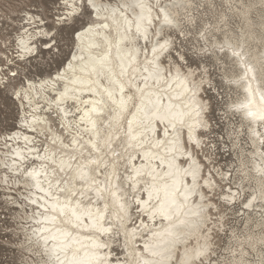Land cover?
Masks as SVG:
<instances>
[{
  "label": "bare ground",
  "instance_id": "1",
  "mask_svg": "<svg viewBox=\"0 0 264 264\" xmlns=\"http://www.w3.org/2000/svg\"><path fill=\"white\" fill-rule=\"evenodd\" d=\"M140 2L141 0H127V3H125V0H97L99 12L93 18L107 23L108 27L98 26L92 34L78 39V48L82 51H76V54L83 56L84 60L73 61V67L67 70L65 64L59 70V75L63 76L62 80L57 79V72L52 77L46 75L43 78L36 79V89H39V91L33 90L30 98L31 107L21 105V102L12 96L17 107L19 105V118L21 119L18 127L11 132L14 137L13 140L9 141L12 152H9V148L2 147L3 138H0V176L6 174L3 171L5 161L11 166L12 162L16 160L17 166H19L18 158L14 153L19 152L26 158L30 156L32 159L35 158L34 153L27 151L26 144L27 148L47 147L50 153H57V159L60 158L62 151L69 154L75 153L78 159L72 161L73 165L85 164L88 169H97L100 173L97 175L96 172H93L91 175L105 189L101 193L104 198L102 203L108 204L110 214L105 218L104 227L111 226L113 228L112 234L104 233L89 239L88 235L92 230L87 227L89 221L85 220L86 227L78 230V233H74V235H78L79 240L84 245L80 254L83 255L85 251H88L89 253L96 252L100 257L119 256L121 264H143L145 260L160 261L170 254L171 258L168 264H179V261L184 258L185 251L191 250L201 240V233L196 228L197 218L195 216L182 215L180 219L185 221L184 224L179 223L175 217L172 222L162 220L159 216L153 218L147 211L130 212L129 215L121 219L122 214H118L119 205L124 203L128 195L129 181L126 180V177L130 174L134 175V168L148 163L156 169L158 176L164 177L168 184L173 183L175 179L177 189L180 190L177 192V200L178 202L183 201L182 185L179 183V177L183 175L182 170L189 168L195 161L201 168L206 166L210 172L223 173L232 185V191L236 193L235 204L228 206L227 209L235 211L237 214L238 212L242 213V215L239 214L238 220L239 223L242 222L244 231L242 234L241 232L238 233L240 230L235 229L236 226L230 229V231L236 233V239L230 241L231 246L237 249L243 244L245 251L248 250L249 244L260 247V242L264 240V173L258 171V169H264V162H262L264 161V157H262L264 145L260 142L264 138L254 135V131L257 133L264 132V124H261L258 118L249 117L247 111L250 110L258 115H264V99H261L264 96V3H261V0H189L190 6L187 7L172 8L170 6V15L181 22L184 32L182 37L176 39L177 48L180 45V49L178 48L179 54L187 62L183 42L200 41L204 43V47L197 49L195 55L211 59L215 64L208 65L206 64L207 60H205L199 69L186 63V72L181 78L183 83L169 87L163 81H155L150 78L145 82L143 79V77L148 76V73L144 72L143 69L147 67L151 71V66L147 61L152 59V55L148 52L145 56L143 50L131 38L135 33V24L139 17L149 15L148 6L155 5L156 0H142L146 6L144 9L136 8L133 10V8L127 6ZM176 2L181 3L182 0H176ZM161 3H167V0H161ZM121 4L125 6L121 8ZM224 4L225 9L222 8ZM156 15L157 13L153 7L150 18H154ZM198 21H203L201 28L196 26ZM155 23L156 21L153 19V24ZM126 29L130 31L126 32ZM122 37H126V39L117 44V41H121ZM34 39L42 44L45 37L36 35ZM224 41L231 43L232 48L225 47L221 51L218 47H215L223 44ZM140 43L142 44L143 41H140ZM39 50L38 46L36 53H34L37 57ZM45 50H47L46 47ZM234 52H238L239 55H234ZM129 53L136 56V62L132 65L135 71L130 70L129 75L121 77L119 75L121 62L127 64ZM105 54L108 55L109 65L115 74L113 78L125 83L126 93L131 94V92H128L130 78L136 87L144 89V112L136 114L131 130H129L127 121L133 120V116L128 111L121 112L118 106L113 105L106 94H103V88L109 86L107 77L97 76L87 70L88 66ZM173 59L174 56L168 57L169 61ZM224 66H227L234 73L232 78L239 81L231 85V91L226 93L228 104L246 105V108L237 107L235 111L231 109L226 111L222 107L224 101L220 97L223 93L218 88L219 80L217 79L220 78L221 71H218L217 68L222 69ZM82 68L85 70L81 71ZM215 71L218 74H215ZM213 75L216 78H213ZM241 76H244L245 79L240 80ZM145 83L147 87H145ZM111 87L116 89V85ZM88 89H92V92L90 93ZM65 90L68 91L69 96L76 97V99L66 100L62 107L71 108L73 112L75 111V108L71 107L73 104L80 107L82 111H87L91 104L83 102L104 101L106 107L101 117L103 125L100 119L97 120L98 139L102 146L100 152H93L89 155L88 149L85 147L83 156H80L81 149L78 146L64 150L61 149L59 143L51 145L52 136H48V139L45 140V136L39 134L44 132L47 135L46 128L48 121L51 119L49 110H53L54 115L56 109V101L53 97L60 96ZM208 90H211L218 97V102L215 103V112L212 111L213 105L209 99ZM93 93H100V95H94ZM119 95L118 90H116L114 96L119 97ZM157 99H159V104L149 103V101L155 102ZM136 102L139 103V94ZM156 108L159 111H156ZM112 109H115V111H112ZM131 111L135 112V109H131ZM217 112L219 113L217 114ZM144 113H147V116L151 119H147ZM153 113L155 114L153 115ZM217 115L220 120L226 123L227 127L226 135L230 145H226L225 148L236 159V163H232V166L228 167L229 170L214 165V159L210 157H214L212 148L216 147V140L212 139H215L214 136L217 134L218 123H213ZM116 116L119 118L113 121L112 126L106 127L108 121ZM104 117H107V119H104ZM93 118H95V114H93ZM180 119L196 127L198 136L201 131L206 133L201 139L204 142L210 141L211 148L207 150V156H204L203 152L200 153L203 159L200 155L192 152L191 149H189L191 156L181 154L180 151H171L172 142L177 135L173 125L176 129L181 128L178 122ZM201 123L206 126L201 127ZM33 128L37 130L36 133L32 131ZM85 128H90L86 121L80 125V136H77V139L81 142H86L90 138V134L84 132ZM58 135L63 136L66 134L54 128L53 136ZM73 135H76L75 131ZM133 136L136 139H131ZM24 137H28L32 143H27ZM92 138L96 139V137ZM105 139H110V147L103 144ZM67 142V139H65V143ZM113 152L119 153V156H114ZM145 154L150 157L149 160L144 159ZM173 156H175V162L181 169L175 177L166 175L169 171L168 163ZM161 160H163V163H161ZM92 161H95V163H92ZM172 171L175 172V169ZM114 174L118 175L120 179H116ZM24 179L29 178L24 177L17 180L11 187H23ZM136 179L142 183L145 178L137 177ZM190 181V176L185 178L186 183H190ZM237 184L240 186L239 189L236 188ZM77 186L79 187V185ZM137 187H139V184H137ZM0 192L6 205L14 209V220L18 224L15 235L20 238V244L17 248L22 251L25 246L26 233L30 235V230L21 221L20 212L16 211V205L10 202L13 196L2 186H0ZM15 195H22V193H16ZM89 195L95 199L94 193H89ZM146 198V195H144L143 199ZM195 200V197H191L189 206ZM242 201L251 203L252 207H240ZM154 203L155 199L148 205H142V207L148 209ZM126 207L131 206L126 205ZM185 212H187V208ZM221 215L223 230L213 234L218 243H220L221 233H225L228 229L225 216ZM109 221L111 225L108 223ZM170 223L175 225L171 229V235L164 231ZM33 226L36 225L33 223ZM117 227L119 229L118 234L115 233ZM45 235L49 237V248L60 252V247L66 241L56 231V228L53 227L52 231L45 233ZM94 241H106L109 247L94 249L92 247ZM145 246L148 250L145 249ZM76 247H79V245H76ZM153 251L157 252L158 255H152ZM60 255L63 256V253L60 252Z\"/></svg>",
  "mask_w": 264,
  "mask_h": 264
},
{
  "label": "snow or ice",
  "instance_id": "2",
  "mask_svg": "<svg viewBox=\"0 0 264 264\" xmlns=\"http://www.w3.org/2000/svg\"><path fill=\"white\" fill-rule=\"evenodd\" d=\"M43 2L46 5L52 3L57 6L58 10L52 16L51 22H48V17L41 13L34 17H22L20 26L12 32L5 34L0 31V96L8 93L19 100L21 105L27 107H31L30 98L33 90L36 89L37 76H44L46 72L41 64L35 63L38 57L34 53H36L38 46L41 48L46 47L47 52L52 54L51 59L48 60L49 64L51 60L63 57L57 60V79L62 80L63 76L59 75V67L66 64L67 70L73 67V61L84 60L83 56L76 54V51H82L78 48V39L92 34L98 26L108 27L107 23L93 18L99 12L97 0H43ZM125 3H127V0H125ZM261 3H264V0H261ZM124 6V4L120 5L121 8ZM127 6L133 8V10L146 7L142 0L140 3ZM170 6L172 8L187 7L190 6V2L189 0H182L181 3H177L176 0H167V3H161V0H156L155 5L148 6L149 15L139 17L135 24V33H133L131 39L139 45L145 56L148 52L152 55V59L147 61L151 66V71L147 67L143 69L144 72L148 73V76L143 77L144 81L146 82L151 78L155 81H163L166 85L172 87L174 84L183 83L181 78L186 72L187 62L179 54L176 45V39L184 35L183 28L181 22L170 15ZM153 7L157 15L150 18ZM153 19L156 21L155 24H153ZM127 31L130 30L126 29ZM36 35L45 37L42 44L34 39ZM124 39L126 37H122L121 41H117V44ZM140 41H143V43L141 44ZM65 47L68 48L67 52L64 51ZM215 47L223 51L225 47L231 49L232 45L228 41H224L223 44ZM233 54L239 55L238 52ZM169 56H174V59L169 61ZM135 62L136 56L129 53L127 64L121 62L119 75L124 77L129 75L130 70L135 71L132 68ZM84 70L81 69V71ZM87 70L97 76L107 77L109 86L103 88V94H106L111 103L117 105L121 112L128 111L133 116V120L127 121L129 130H131L136 114L144 112V89L136 87L130 78L128 92H131V94L126 93L125 83L113 78L115 74L109 65L107 54L101 55L88 66ZM217 70L221 71L219 84L223 93L220 97L224 101L222 107L226 111L229 109L235 111L237 107L246 108V105L228 104L226 93L231 91V85L239 81L232 78L234 73L227 66L222 69L217 68ZM47 75L52 77L50 71L47 72ZM239 79L243 80L245 77L241 76ZM112 85H116V89H112ZM145 87H147L146 83ZM36 90L39 91V89ZM116 90L120 94L119 97L114 96ZM88 91L91 93L92 89H88ZM93 94L100 95V93ZM138 94L139 103L136 102ZM53 99L56 101V109L54 115L53 110H49L51 119L48 121L46 128L47 135L44 132L39 134L45 136V140L48 139V136H52L51 145L59 143L61 149L64 150L78 146L81 149L80 156H83L85 147H87L89 155L93 152H100L102 146L98 139L97 120L100 119L103 125L101 117L106 107L104 101L83 102L91 104L87 111H82L80 107L73 104L71 106L75 108L73 112L71 108L62 107L66 100L76 99V97L69 96L67 90L60 96L53 97ZM261 99H264V96ZM25 102L27 103L25 104ZM149 103L159 104V99L155 102L149 101ZM131 109H135V112H132ZM112 111H115V109H112ZM156 111H159V109L156 108ZM93 114H95V118H93ZM144 115L147 119H151L147 116V113H144ZM247 115L254 119L258 118L261 124H264V115H258L250 110L247 111ZM118 118V116L113 117L108 121L106 127H111L113 121ZM104 119H107V117H104ZM85 121L90 125V128H85L84 132L89 133L90 138L86 142H81L77 139V136H80V125L84 124ZM178 122L181 128L176 129L173 125L177 135L172 142L171 151H180L181 154L191 156L189 152V149H191L197 155L203 152L204 156H207V150L211 148V142H204L201 139L206 133L201 131L198 136L197 129L192 124L186 123L183 119ZM200 126L205 127L206 125L201 123ZM54 128L66 135L53 136ZM11 131V129H0V138H3L2 147L9 148V152H12L9 141L14 139ZM32 131L36 133L37 130L33 128ZM74 131L76 135H73ZM254 135L264 138V132L257 133L254 131ZM92 137H96V139ZM24 139L27 143H32L28 137H24ZM65 139H67V143H65ZM131 139H136V137L133 136ZM260 142L264 145V139H261ZM103 144L110 147V139H105ZM25 147L29 153L35 154V158L32 159L31 156L26 158L19 152L14 153L18 158L19 166H17L16 160L12 162L11 166L5 161L3 171L6 174L0 176V186L4 187L13 196L10 202L16 205V211L20 212L21 221L31 233L30 235L26 233L20 264H121L119 256L100 257L96 252L89 253L88 251L81 255L80 252L84 245L79 240L78 235H74V233H78V230L86 227L85 220L89 221L87 227L92 230L89 232V239L104 233H113L111 226L104 227L105 218L110 213L108 204L102 203L104 198L101 193L105 189L91 175L93 172H96L97 175L100 174L97 169H88L85 164L73 165L72 161L78 159L75 153L69 154L62 151L60 158L57 159V153H50L47 147L27 148V144ZM41 153L43 154L41 155ZM113 155L118 157L119 153L113 152ZM262 157H264V154H262ZM201 158L203 159V157ZM144 159L149 160L150 157L145 154ZM92 163H95V161H92ZM161 163H163V160H161ZM168 169L169 171L166 174L168 176L175 177L180 173L181 169L175 162V156L169 161ZM173 169H175V172L172 171ZM182 171L183 175L179 177V183L182 185L183 201L178 202L177 192L180 190L177 189L175 179L173 183L168 184L163 176H158L156 169L150 163L134 168V175L130 174L126 177V180L129 181L128 195L124 203L119 205L118 214H122L121 219L129 215L130 212L147 211L153 218L159 216L162 220L172 222L175 217L179 223L184 224L185 221L180 219L182 215L195 216L197 218L196 228L201 233V240L191 250L185 251L184 258L179 261V264H264V240L260 242V247L249 244L248 250L245 251L243 244L234 249L231 243H218L213 235L223 230L222 212L236 202V193L232 191V185L228 182L227 177L220 172L208 171L206 166L201 168L195 161L189 168ZM258 171L264 173V169H258ZM189 176L191 181L186 183L185 178ZM24 177L29 179L23 180V187H11L13 183ZM137 177H144L145 179L141 183L136 179ZM115 178L120 179L118 175H115ZM137 184H139V187H137ZM239 187L237 184L236 188L239 189ZM16 193H22V195H15ZM89 193H94L95 199ZM144 195H146V199H143ZM191 197H195L196 200L192 201L191 206H189ZM153 199H155V203L152 204L151 208L142 207V205H148ZM98 202H100L99 205ZM126 205L131 207H126ZM240 207L251 208L252 205L247 201H242ZM186 208L187 212H185ZM238 214L242 215L239 212ZM33 223L36 226H33ZM108 223L111 225L110 221ZM53 227L66 241L60 247L63 256L60 255V252L48 246L49 237L45 233H50ZM173 227L175 225L170 223L164 231L171 235ZM118 232L117 227L115 233L118 234ZM227 237V241L236 239V233L229 231ZM76 245H79V247H76ZM92 247L94 249H105L109 247V244L106 241H94ZM145 249L148 250L147 246H145ZM151 254L158 255L155 251ZM170 258L169 254L168 257H164L160 261L145 260L143 264H168Z\"/></svg>",
  "mask_w": 264,
  "mask_h": 264
},
{
  "label": "rangeland",
  "instance_id": "3",
  "mask_svg": "<svg viewBox=\"0 0 264 264\" xmlns=\"http://www.w3.org/2000/svg\"><path fill=\"white\" fill-rule=\"evenodd\" d=\"M222 8H226L225 4ZM208 9L210 10V8ZM57 10L58 9L56 5L52 3H48L46 5L43 0H0V13L3 12L4 15H6L5 19L0 21V30L5 34L12 32L15 28L20 26L21 18L26 16V12L28 17L38 16L43 13L48 17V22H51L52 16L57 12ZM196 26L197 28H201L203 26V21H198ZM183 46L185 47V57L187 58V64L189 66L200 69L202 67V63H204L203 61L205 60H207L206 64L208 65L215 64L211 61V59L203 58L201 56L197 57V55H195L197 49L204 47L203 42L192 40L188 43L183 42ZM178 48L180 49V45ZM39 49L38 60L35 63L41 64V66L46 69V72L44 76L38 75L37 79L45 77L49 71L52 73V75H54L58 68L57 60L63 58L58 57L57 60H51V63L49 64L48 60L51 59L52 54L48 53L47 50H45V47L43 49L39 47ZM64 51L67 52L68 48L65 47ZM62 68L63 66L59 67V70ZM215 74L218 73L215 71ZM214 75L213 78H216ZM217 79L220 80L219 77ZM218 85V88H220L222 91L219 82ZM208 92L209 99L213 105L212 111L215 112V103L218 102V97L217 95L213 94L211 90H208ZM218 113L219 112H217V114ZM19 116V110L17 105L14 103V98H12V96L8 93H6L4 96H0V129H16V127H18L19 120L21 119ZM213 123H218V128L216 129L217 134L214 136L215 139H212L216 140V147L212 148L214 157H210L214 159V165H219L224 170H229L228 167L232 166V163H236V159L234 155H232L230 152H227V149L225 148L226 145H230V141L227 139L226 135V123L220 120L218 115L215 117ZM223 138L225 143L223 142ZM200 157H202V154H200ZM2 196L3 195L0 192V264H20L22 251L17 248V246L20 244V238L15 235V230L17 229L18 224L14 220V209L6 205L5 201L2 199ZM222 214L225 216L226 226L228 229L225 231V233H221L220 244H224L226 242L230 243V241H227V233L230 231V229L236 226L235 229L240 230L238 233L241 232L242 234L244 231V226H242V222L239 223V214H237L235 211L227 209L226 211H223Z\"/></svg>",
  "mask_w": 264,
  "mask_h": 264
},
{
  "label": "built area",
  "instance_id": "4",
  "mask_svg": "<svg viewBox=\"0 0 264 264\" xmlns=\"http://www.w3.org/2000/svg\"><path fill=\"white\" fill-rule=\"evenodd\" d=\"M26 16H27V12H26ZM5 17H6V15H4L3 12H1V13H0V21H1V20H4ZM14 24H16V23H14ZM0 31H1V30H0Z\"/></svg>",
  "mask_w": 264,
  "mask_h": 264
}]
</instances>
